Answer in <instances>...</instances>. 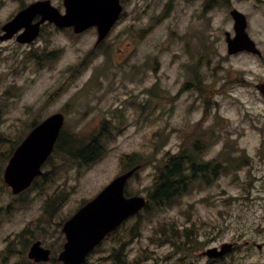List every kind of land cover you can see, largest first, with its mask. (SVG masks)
<instances>
[{
  "label": "rangeland",
  "instance_id": "rangeland-1",
  "mask_svg": "<svg viewBox=\"0 0 264 264\" xmlns=\"http://www.w3.org/2000/svg\"><path fill=\"white\" fill-rule=\"evenodd\" d=\"M34 1L0 0V33ZM51 1L64 12L63 0ZM121 2L120 20L97 46L96 28L75 34L52 23L44 24L31 43L16 36L0 41L1 179L32 121L62 112L65 130L86 137L98 135L109 122V131L102 130L106 153L101 160L82 168L54 153L43 167L47 177L36 185L19 195L9 187L1 191L0 264L30 261L27 252L37 240L58 256L64 222L122 173L124 155L140 154L143 165L127 188L147 196L155 167L182 145L194 144L202 150L200 163L222 164L214 180H195L180 197L141 212L116 238L127 230L129 260L139 256L138 264H264V251L247 254L242 245L221 260L201 254L210 246L243 241L242 234L261 221L257 199H264V97L255 84L264 82V13L253 11L251 18L263 56H230L225 32L233 27L222 5L211 11L209 0ZM237 5L247 8L250 2ZM229 159L248 163L228 169ZM60 193L67 200L45 210ZM138 221L141 231L134 237L129 229ZM173 225L181 236H193L192 244L180 245L179 252L159 232ZM114 238L88 264L112 263L106 257Z\"/></svg>",
  "mask_w": 264,
  "mask_h": 264
},
{
  "label": "water",
  "instance_id": "water-1",
  "mask_svg": "<svg viewBox=\"0 0 264 264\" xmlns=\"http://www.w3.org/2000/svg\"><path fill=\"white\" fill-rule=\"evenodd\" d=\"M66 12L63 14L50 0H38L20 10L17 15L2 26L0 40L17 36L20 42H32L40 33L41 25L49 20L61 27L73 26L75 32H83L93 26L98 30V43L111 31L119 19L123 5L121 0H64ZM41 15L38 21H34ZM236 20L235 38H229L230 52L249 50L259 52L255 43L246 32V16L238 11L234 13ZM264 92V84L259 86ZM64 124V115L56 113L38 124L16 148L5 169V182L12 187L14 193L28 188L34 179L42 174V166L52 153ZM138 167L117 177L93 200L79 209L68 220L63 231L67 241L59 259L65 264H83L88 253L101 242L107 233L115 229L123 220L136 213L147 204L142 196L127 198L124 194L128 178ZM231 244H223L222 249H210L206 252L211 257L225 254ZM29 257L36 261H48L50 249L42 246L41 241L35 242Z\"/></svg>",
  "mask_w": 264,
  "mask_h": 264
},
{
  "label": "trees",
  "instance_id": "trees-1",
  "mask_svg": "<svg viewBox=\"0 0 264 264\" xmlns=\"http://www.w3.org/2000/svg\"><path fill=\"white\" fill-rule=\"evenodd\" d=\"M198 88L202 91L205 90L202 85L198 86ZM100 134L86 137L78 133H71L67 130H64L56 144L54 153L64 155L68 160L76 162L79 165L92 164L100 159L103 155L104 146L102 144L103 139L101 138ZM201 151L202 150L199 149L197 144H194L192 147H186L185 145H182L177 153H170L168 160L162 164L160 163L157 166V171L154 175L152 184L153 188L150 192V197L155 203L159 204V202L169 201L174 197L181 196L183 193L188 191L190 185L197 178L199 173H205V170H208L209 164L200 163L199 154ZM139 158V153L124 155L122 157L124 169H129L138 164L140 161ZM51 160L52 157L49 161ZM231 162L233 167H238V163H234L233 161ZM219 165L220 164L216 165L217 168ZM43 177H47V173L44 174ZM50 179L51 178L48 177L46 181L48 182ZM5 188L6 184L4 183L3 179L0 178V192ZM66 200V194H57L46 203L45 210H48L50 207L61 206ZM159 232L163 235H171V237L168 239V242L173 243V245L177 247L176 249L178 251H180V245H186L187 243L192 244L193 242V236L186 235V237L182 239L180 237L181 235L178 234V230L172 232L170 228H168L167 230L160 229ZM177 240H179V244L176 242ZM118 243L120 244V240H118ZM122 249L123 247H121V250ZM126 261V258L124 259L123 255L119 253L116 254V263L114 264H129ZM21 264L34 263L22 262ZM135 264H138V261H136Z\"/></svg>",
  "mask_w": 264,
  "mask_h": 264
},
{
  "label": "flooded vegetation",
  "instance_id": "flooded-vegetation-1",
  "mask_svg": "<svg viewBox=\"0 0 264 264\" xmlns=\"http://www.w3.org/2000/svg\"><path fill=\"white\" fill-rule=\"evenodd\" d=\"M243 0H209V7L211 9V11L213 10H217L218 8H220V6L222 5L223 7L227 8V13L229 15L230 20L232 21V27L233 30L230 31H226L225 32V36L226 39L228 37H234L236 35V30H235V17H234V13L236 10L242 12L243 14L246 15L247 18V31L250 34V36L253 38V40L256 42V45L258 46V42L259 39L257 38V31L254 28V25L251 23V18L253 17V11H256L258 13H264V0H248L250 2L249 7L247 8H241L237 5L238 3H241ZM251 27L254 28V32L255 35H252L250 33V29ZM259 47V46H258ZM227 53H228V45H227ZM242 53H251L254 54L252 52H248V51H241L235 54H230L228 53V55L230 56H234V55H239ZM255 56L258 57H262V55H257L254 54ZM257 200H259L260 205L262 206V210L260 209V224L257 225L253 231H251V233H249L248 231H246V233L244 232L242 234V239L243 241H234L235 246L233 248H231V253L233 251H235V249H237L240 245L243 246L244 249H246L247 254H250L252 252L254 253H262L264 251V240L261 241L259 239V237L264 236V199L263 198H258ZM256 234L257 235V239H255L253 237V235Z\"/></svg>",
  "mask_w": 264,
  "mask_h": 264
},
{
  "label": "bare ground",
  "instance_id": "bare-ground-1",
  "mask_svg": "<svg viewBox=\"0 0 264 264\" xmlns=\"http://www.w3.org/2000/svg\"><path fill=\"white\" fill-rule=\"evenodd\" d=\"M131 215H137V213H133V214H131Z\"/></svg>",
  "mask_w": 264,
  "mask_h": 264
}]
</instances>
